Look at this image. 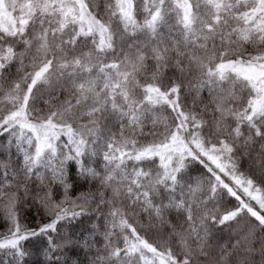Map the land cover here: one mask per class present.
Returning <instances> with one entry per match:
<instances>
[{"label": "snow or ice", "instance_id": "snow-or-ice-1", "mask_svg": "<svg viewBox=\"0 0 264 264\" xmlns=\"http://www.w3.org/2000/svg\"><path fill=\"white\" fill-rule=\"evenodd\" d=\"M0 155V264H264V0H0Z\"/></svg>", "mask_w": 264, "mask_h": 264}, {"label": "trees", "instance_id": "trees-1", "mask_svg": "<svg viewBox=\"0 0 264 264\" xmlns=\"http://www.w3.org/2000/svg\"><path fill=\"white\" fill-rule=\"evenodd\" d=\"M4 157L3 155H0V160H3ZM28 221L31 223H36L38 222V218L36 217V213L34 210H31L28 212ZM89 227V221L87 218H85L83 224H80L77 226V233H79L80 231H83L84 229H87ZM227 235V233H225V236Z\"/></svg>", "mask_w": 264, "mask_h": 264}]
</instances>
